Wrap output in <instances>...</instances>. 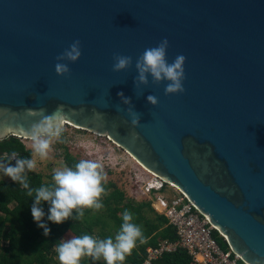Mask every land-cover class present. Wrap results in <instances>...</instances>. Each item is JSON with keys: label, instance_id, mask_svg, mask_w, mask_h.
I'll return each instance as SVG.
<instances>
[{"label": "water", "instance_id": "1", "mask_svg": "<svg viewBox=\"0 0 264 264\" xmlns=\"http://www.w3.org/2000/svg\"><path fill=\"white\" fill-rule=\"evenodd\" d=\"M163 38L169 63L185 57L183 92L135 80ZM114 54L132 64L114 71ZM58 105L182 193L244 263L264 258V0H0V121L26 139Z\"/></svg>", "mask_w": 264, "mask_h": 264}, {"label": "clouds", "instance_id": "2", "mask_svg": "<svg viewBox=\"0 0 264 264\" xmlns=\"http://www.w3.org/2000/svg\"><path fill=\"white\" fill-rule=\"evenodd\" d=\"M167 47L168 40L163 38L156 46L144 49L135 61V80L146 85L150 75L154 83L167 81L164 87L166 94L183 92L185 57L182 54L177 55L169 63L166 58ZM80 55V41L74 40L56 57V74L69 72L68 64L60 61L74 62ZM113 60L114 71L123 70L132 64V58L126 55L114 54ZM117 94L123 98L124 103H129V98L123 97L122 92ZM146 99L150 104L157 103V98L152 94ZM61 110L62 105H58L56 111L42 115L21 133L31 141L29 156H21L16 151L0 156V173L27 190V195L32 198V218L43 229L45 236L50 232L49 221L61 224L70 218L79 220L84 215V209L100 210L104 207L100 198L105 192L106 173L103 165L94 159L82 158L73 166L58 167L51 174V183H43L38 187L30 185L28 173L36 169V158L47 160L52 146L57 142H64L65 114ZM4 111L9 112V109L0 107V112ZM131 114V124L136 126L139 118L135 113ZM93 115L98 116L100 113L93 109ZM17 128V125L0 121V141L15 135ZM133 135L135 136V132ZM45 204L47 212L44 209ZM121 220L119 231L114 237L99 238L84 233L59 242L55 250L60 264H81V258L85 256L90 257L93 262L102 259L104 264H123L126 255L136 246L137 240L142 241L143 233L141 226L134 222V215L130 210L123 211ZM251 264H264V258L253 260Z\"/></svg>", "mask_w": 264, "mask_h": 264}, {"label": "trees", "instance_id": "3", "mask_svg": "<svg viewBox=\"0 0 264 264\" xmlns=\"http://www.w3.org/2000/svg\"><path fill=\"white\" fill-rule=\"evenodd\" d=\"M64 137V135H63ZM65 164L73 166L78 156L71 154L69 148L64 146ZM12 151L21 156H29L30 149L17 137H10L0 141V156ZM12 163H14L12 161ZM28 179L32 187H38L45 181L42 174L34 171L28 173ZM102 194L105 218L95 216L85 218L91 210H84V215L79 220L68 219L61 224L48 222L50 232L47 236L43 229L34 222L30 205L32 198L27 195V190L11 181H0V264H60L56 245L71 236L84 233L99 238L114 237L122 223L121 216L125 209L134 215V222L142 228L143 239L137 240L136 246L127 254L123 264H142L146 258L148 249H156L164 242L176 243L178 238L175 230L168 225L167 220L158 216L149 203L128 200L126 193L115 184L104 186ZM110 191V192H109ZM109 194H106L108 193ZM47 212V204L44 205ZM75 211V210H74ZM109 224L111 228H109ZM107 231V232H106ZM213 238L223 251H228L225 242L214 232ZM81 264H103L99 260L93 262L90 257H83ZM151 264H197L186 251L177 250L164 253Z\"/></svg>", "mask_w": 264, "mask_h": 264}, {"label": "built area", "instance_id": "4", "mask_svg": "<svg viewBox=\"0 0 264 264\" xmlns=\"http://www.w3.org/2000/svg\"><path fill=\"white\" fill-rule=\"evenodd\" d=\"M112 154L113 151L107 150L104 154L97 156V161L105 169H112L124 162L122 158L117 162ZM132 186L136 194L144 199V202L149 203L150 208L158 216L167 220L178 238L176 243L164 242L156 249H148L142 264H151L164 253L177 250L186 251L197 264H247L229 249L223 251L218 246L213 238L216 229L210 224L209 219L203 216L176 188L167 185L143 169L138 175L135 174ZM159 203L164 206L163 212L155 208ZM219 237L224 241L223 237L220 235Z\"/></svg>", "mask_w": 264, "mask_h": 264}, {"label": "rangeland", "instance_id": "5", "mask_svg": "<svg viewBox=\"0 0 264 264\" xmlns=\"http://www.w3.org/2000/svg\"><path fill=\"white\" fill-rule=\"evenodd\" d=\"M64 127V142H57L52 146V149L49 153V158L47 160L41 161L39 158L33 157L37 159V167L34 172L42 174L45 181H49L51 179L52 172L56 168L66 165L64 159V146L69 148L71 154L78 156L79 159L83 158L97 160L98 155L104 154L107 150L113 151L112 155L117 160V162H119L118 160H120V158L124 159V162L112 169H105L103 167L106 173V183H104V186H107L111 183L115 184L118 188L122 189L126 193L128 200L135 202V204H140L142 201L144 202V199H141L139 195L136 194V190L132 186L135 174L138 175L141 173L140 167L133 162L134 160H132L127 154L118 149L116 146L115 148L106 137L75 128L71 125H65ZM21 140L25 143L27 148L30 149L31 141L27 139ZM0 181L11 180L0 173ZM109 192L106 194H109ZM87 209L90 208H86L84 210ZM90 210V214L86 215L85 218L98 216L101 217L102 220H106L104 208L100 210ZM109 228H111L110 224ZM99 261L104 264L102 259Z\"/></svg>", "mask_w": 264, "mask_h": 264}, {"label": "bare ground", "instance_id": "6", "mask_svg": "<svg viewBox=\"0 0 264 264\" xmlns=\"http://www.w3.org/2000/svg\"><path fill=\"white\" fill-rule=\"evenodd\" d=\"M66 123V122H65ZM73 126V125H72ZM77 128V127H76ZM130 157V156H129ZM131 158V157H130ZM132 159V158H131ZM133 160V159H132ZM136 165H138L141 169H143L144 171H146L144 168H142L139 164H137L135 161H133ZM147 172V171H146ZM155 208L159 211V212H163L164 210V206L162 204H157L155 206Z\"/></svg>", "mask_w": 264, "mask_h": 264}]
</instances>
